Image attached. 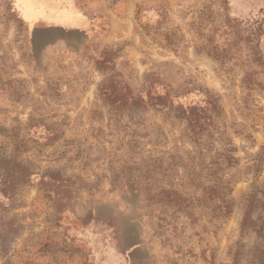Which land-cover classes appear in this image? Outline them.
Listing matches in <instances>:
<instances>
[{
  "label": "rangeland",
  "instance_id": "obj_1",
  "mask_svg": "<svg viewBox=\"0 0 264 264\" xmlns=\"http://www.w3.org/2000/svg\"><path fill=\"white\" fill-rule=\"evenodd\" d=\"M0 157V264H264V0H0Z\"/></svg>",
  "mask_w": 264,
  "mask_h": 264
},
{
  "label": "trees",
  "instance_id": "obj_2",
  "mask_svg": "<svg viewBox=\"0 0 264 264\" xmlns=\"http://www.w3.org/2000/svg\"><path fill=\"white\" fill-rule=\"evenodd\" d=\"M156 99V98H155ZM168 98H166V96H158L157 99L155 100V104L156 105H161V106H168L169 102L168 100H166ZM170 99V98H169ZM180 99L179 97H172L171 98V105H170V109L171 110H177L179 113L182 112V108H177L176 105L181 104L180 103ZM176 106V107H175ZM182 115H186V111H183ZM13 161L10 158L7 157H0V195L2 196L3 199H10L11 198V188H12V184H20V182L18 181V178L14 177V170L12 169V167H10V165L7 164H11ZM26 175L24 176V183L28 182V181H33L36 177L39 178L38 176H34V174L32 172H30L29 174L27 172H25ZM53 172L51 171H47L45 174L40 176V180L42 181V183L44 185H48L47 181H45L44 179L46 177H48L49 179L53 180V178H51V174ZM39 180V181H40ZM22 181V180H21ZM58 181V180H56Z\"/></svg>",
  "mask_w": 264,
  "mask_h": 264
}]
</instances>
